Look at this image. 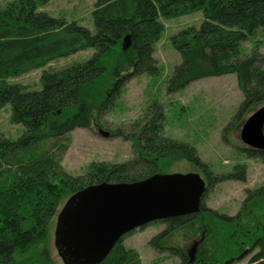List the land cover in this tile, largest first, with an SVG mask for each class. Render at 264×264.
Instances as JSON below:
<instances>
[{
	"label": "trees",
	"instance_id": "16d2710c",
	"mask_svg": "<svg viewBox=\"0 0 264 264\" xmlns=\"http://www.w3.org/2000/svg\"><path fill=\"white\" fill-rule=\"evenodd\" d=\"M49 1L10 0L0 7V109L9 103L11 123L24 126L15 139L0 136V264H56L49 248L51 223L63 201L89 184L166 173L178 160L199 167L206 191L224 180H245L244 164L214 174L192 145L166 136L156 100L132 124L133 132L108 129L110 135L132 141L134 157L92 162L83 175L63 170L69 133L99 121L131 78L158 75L153 53L164 30L160 17L199 10L204 16L198 27L188 26L170 37L182 59L167 81L170 92L201 78L235 73L244 96L237 114L264 103L263 56L257 48L240 56L241 42L264 30V0H95L94 32L76 20L38 9ZM89 48L94 52L83 61L42 70L40 89L7 81ZM241 150L247 158L264 162L263 150L245 146ZM206 191L198 212L141 226L165 224L151 244L178 256L180 264H236L246 257L245 264H264V186L246 190L235 216L208 207ZM175 234L178 244L170 243ZM123 237L96 264H144ZM196 240L190 262L187 246Z\"/></svg>",
	"mask_w": 264,
	"mask_h": 264
},
{
	"label": "rangeland",
	"instance_id": "374dc122",
	"mask_svg": "<svg viewBox=\"0 0 264 264\" xmlns=\"http://www.w3.org/2000/svg\"><path fill=\"white\" fill-rule=\"evenodd\" d=\"M9 1L0 0V7ZM94 2L95 0H50L38 9L47 11L54 17L76 20L94 32L91 16ZM203 19L200 10L173 18L160 17L164 30L155 44L153 53L159 66L158 75L143 74L131 78L116 103L99 121L91 128H75L69 133V147L61 161L64 171L71 175H83L92 162L116 163L134 157L136 154L132 141L118 135H110L108 129L133 132L132 124L143 118L151 100H156L164 115V134L192 145L200 161L208 163L214 174L230 172L236 164L245 165V180L228 179L207 189L204 203L208 207L219 213L235 216L242 208L246 190L264 186V162L259 158H247L241 150L247 146L240 138V131L246 119L264 103L237 114L244 96L238 87L235 73L201 78L171 92L167 89V81L174 67L182 60L180 54L172 47L170 37L188 26L198 27ZM255 48L264 58V30H257L241 42L240 56L249 55ZM93 52L94 49L89 48L57 58L44 67L10 77L7 81L26 84L30 89H40L42 70L58 69L83 61ZM262 64L264 67V59ZM10 114L11 106L7 103L0 109V136L15 139L23 132L24 126L21 123H11ZM100 129L109 134H101ZM186 172L203 174L198 166L186 160L172 163L166 173ZM55 225L56 216L49 233L51 257L56 264H64L55 246ZM164 227L163 223L138 227L125 234L123 242L139 253L144 264H180L178 256H171L169 250L158 249L150 242ZM178 236L179 234L173 235L170 243L180 242ZM247 260L248 257L236 264H245Z\"/></svg>",
	"mask_w": 264,
	"mask_h": 264
},
{
	"label": "water",
	"instance_id": "95a60500",
	"mask_svg": "<svg viewBox=\"0 0 264 264\" xmlns=\"http://www.w3.org/2000/svg\"><path fill=\"white\" fill-rule=\"evenodd\" d=\"M240 138L247 147L264 151V105L246 119ZM205 191V180L197 172L89 184L71 194L57 213V253L64 264L99 263L128 232L155 220L198 212ZM197 243L188 251L190 261Z\"/></svg>",
	"mask_w": 264,
	"mask_h": 264
},
{
	"label": "flooded vegetation",
	"instance_id": "af4514ba",
	"mask_svg": "<svg viewBox=\"0 0 264 264\" xmlns=\"http://www.w3.org/2000/svg\"><path fill=\"white\" fill-rule=\"evenodd\" d=\"M200 175H201V174H200ZM202 175H203V176H202ZM202 175H201V176H202L203 179L205 180V178H204V174H202ZM205 184H206V180H205ZM206 187H207V186H206ZM245 198H246V197H245ZM245 198H244V199H245ZM243 201H244V200H243ZM223 214H224V213H223ZM230 216H232V215H230ZM198 242H199V241H198ZM193 243H194V242H193ZM193 243H192V245H193ZM198 244H199V243H197V246H196L195 251L197 250ZM192 245H191V247H192ZM191 247H190V248H191ZM190 248L188 249V251L190 250ZM195 251H194V253H195ZM193 257H194V256H193ZM192 260H193V259H192ZM190 262H192V261H190Z\"/></svg>",
	"mask_w": 264,
	"mask_h": 264
}]
</instances>
